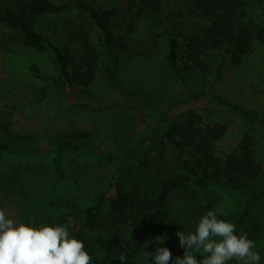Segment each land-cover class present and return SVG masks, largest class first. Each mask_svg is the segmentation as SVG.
Returning <instances> with one entry per match:
<instances>
[{"label": "trees", "instance_id": "obj_1", "mask_svg": "<svg viewBox=\"0 0 264 264\" xmlns=\"http://www.w3.org/2000/svg\"><path fill=\"white\" fill-rule=\"evenodd\" d=\"M263 1L175 0L176 11L166 15L168 24L163 25L164 12L158 0H129L127 9L117 8L116 4L104 9L84 0H0V25L5 28L0 30V51L11 64L26 57L27 76L34 80L48 79L56 94L59 93L56 87L65 85L87 93L97 75L104 71L110 55L117 65L119 50L158 56L176 79L185 83L189 82L187 74L200 73L211 82L225 67L235 66L236 77L255 81L251 85L258 89L264 87ZM69 11H74L77 18L66 31L67 36H62L57 24ZM150 23L163 26V30L148 31L144 38L128 43L127 33L137 26L147 29ZM28 84L36 86L35 82ZM205 94L202 86L193 97L178 99L166 108L162 132L144 140L122 164L119 173L117 170L109 178H103L88 197L73 201L49 198L43 205L33 207L24 222L31 221L34 226L53 222L67 226L66 215L74 217L76 225L70 226V235L85 241L92 264H114L116 256L131 247L143 245L140 247L143 248L148 241L149 252L165 245L175 260L184 254L177 232H194L202 215L212 209H221L220 218L235 223L240 233L253 199L247 200L231 220L234 206L216 203L207 204L188 225L171 216L177 193L182 189L194 195L207 191L236 198L237 194L253 191L257 195L264 193V112L253 111L215 92L213 98L223 108L238 114L248 127L226 159L214 158L211 149L228 129L219 112L207 109L208 122L191 106L184 107L181 114H171L184 102ZM60 135L62 140L56 144V150L61 153L74 152L84 137H104L85 130H66ZM86 152L85 159L89 162H112L117 167L120 161L112 152L92 156ZM7 155L16 159L19 154L7 144L0 145V165L8 162ZM51 164L53 176H67L69 163L53 159ZM117 177L121 182L131 179V187L122 190L120 205L109 197L117 185ZM53 210L62 213L54 216ZM162 239L163 245L159 243ZM257 251L261 259L256 264H263L264 239ZM203 255L198 254V259ZM129 261L137 262L134 258ZM226 264L244 262L234 257Z\"/></svg>", "mask_w": 264, "mask_h": 264}, {"label": "rangeland", "instance_id": "obj_2", "mask_svg": "<svg viewBox=\"0 0 264 264\" xmlns=\"http://www.w3.org/2000/svg\"><path fill=\"white\" fill-rule=\"evenodd\" d=\"M84 1L95 3L104 9L111 8L112 4H116L117 8L127 9L130 4L129 0ZM158 5L164 12L162 24H168L165 21L166 15L170 16L176 11L175 0H158ZM134 9L138 10L137 7ZM76 18L74 11L61 16L57 29L62 36H67L66 31L74 26ZM151 23L147 25V29L137 26L127 33L128 43L144 38L148 31L157 33L163 30V26ZM3 29L5 28L0 25V30ZM116 54L117 65L115 66V59L110 55L104 71L97 75L87 93L65 85L63 88L56 87L59 92L56 94L48 79L34 80L27 76L26 57L11 64L0 51V145L7 144L19 154L16 159L7 155L8 162L0 165V206L7 204L6 211L13 218L24 222L33 207L43 205L49 198L73 201L88 197L103 178H109L117 170L119 173L122 164L131 158L133 150L144 140L162 132L166 108L171 107L178 99L193 97L194 93L200 92L202 86L207 94L187 103L183 101L184 105L173 109L171 114H181L184 107L191 106L208 122L207 109L219 112L228 123V129L214 144L211 157L226 159L237 147L248 127V123L238 114L223 108L213 98L215 92L223 93L228 99L253 111L264 112V87L256 89L251 85L255 81L236 77L235 66L228 65L220 75H214L211 82L200 73L187 74L189 82L185 83L176 79L175 73L158 56L135 55L123 50ZM114 66L115 69H112ZM30 82H35L37 87H28ZM66 130H85L104 137H84L74 152H57L56 144L62 140L60 133ZM120 142L125 145H116ZM84 152L89 156L112 152L120 161L117 167L112 162H89L85 159ZM53 159H61L70 164L66 177L53 176ZM116 182L109 197L114 199L115 205H120L123 203L122 190L131 187V179L121 182L117 177ZM237 196L207 191L194 195L188 189H182L177 193L171 216L188 225L207 204L216 203L234 206L231 220L245 207L247 200L253 199L249 216L240 233L248 234L255 242L254 250L257 251L264 239V193L257 195L253 191ZM61 213L59 210L52 211L54 216ZM66 216V225L70 231V226H75L76 221L69 214ZM141 246L122 252L113 259L114 264H155L154 260L146 258L145 252H149L147 246L140 248ZM121 255L126 257V261L119 259ZM129 258H134L137 262L132 263Z\"/></svg>", "mask_w": 264, "mask_h": 264}, {"label": "clouds", "instance_id": "obj_3", "mask_svg": "<svg viewBox=\"0 0 264 264\" xmlns=\"http://www.w3.org/2000/svg\"><path fill=\"white\" fill-rule=\"evenodd\" d=\"M6 209L7 204L0 206V264H92L85 241L70 235L67 226L55 222L34 226L13 218ZM220 213L219 208L208 210L194 232H177L183 256L173 260L169 247L158 246L154 252H145L146 258L155 264H226L234 257L244 264L259 262L255 242L247 233H237L236 224L220 218ZM201 252L205 255L198 259ZM119 259L126 261L124 255Z\"/></svg>", "mask_w": 264, "mask_h": 264}]
</instances>
